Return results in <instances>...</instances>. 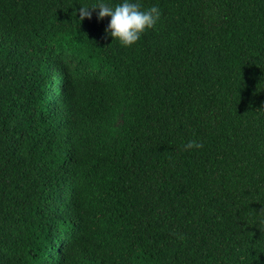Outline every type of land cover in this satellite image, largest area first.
I'll list each match as a JSON object with an SVG mask.
<instances>
[{
  "label": "trees",
  "instance_id": "1",
  "mask_svg": "<svg viewBox=\"0 0 264 264\" xmlns=\"http://www.w3.org/2000/svg\"><path fill=\"white\" fill-rule=\"evenodd\" d=\"M91 2L0 0V264H264V0Z\"/></svg>",
  "mask_w": 264,
  "mask_h": 264
},
{
  "label": "clouds",
  "instance_id": "2",
  "mask_svg": "<svg viewBox=\"0 0 264 264\" xmlns=\"http://www.w3.org/2000/svg\"><path fill=\"white\" fill-rule=\"evenodd\" d=\"M90 9H98L97 17L110 16L104 32L116 39L122 46H131L140 38L141 34L148 28H152L160 18L161 11L158 4L153 3L147 8L143 7L140 0H92L90 4H81L79 9L80 19L92 15ZM61 89L47 97V109L54 115L61 114L64 103L69 99V93ZM44 100V101H45ZM23 104L25 102L21 100ZM20 101H14V117L22 120L25 117L24 105ZM202 143L198 139H189L184 144L185 149L200 148ZM46 228L49 231L60 230L58 214L53 212L46 216Z\"/></svg>",
  "mask_w": 264,
  "mask_h": 264
}]
</instances>
